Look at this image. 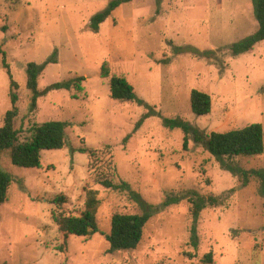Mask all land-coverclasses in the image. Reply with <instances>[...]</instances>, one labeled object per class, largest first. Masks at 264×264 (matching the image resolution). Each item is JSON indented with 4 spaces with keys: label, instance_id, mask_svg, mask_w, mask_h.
Segmentation results:
<instances>
[{
    "label": "rangeland",
    "instance_id": "1",
    "mask_svg": "<svg viewBox=\"0 0 264 264\" xmlns=\"http://www.w3.org/2000/svg\"><path fill=\"white\" fill-rule=\"evenodd\" d=\"M111 1L0 0V50L19 84L20 140L31 138L37 123L68 124L65 147L43 150L40 168L14 165L10 151L0 154L13 177L9 201L0 204V264H264L261 180L253 177L243 186L242 175L228 171L192 135L186 150L183 130L166 127L162 119L181 117L208 134L253 123L264 128V41L237 56L230 51L259 27L253 1L133 0L96 32L92 18ZM188 46L215 53L177 52ZM56 49L58 62L46 67L39 90L85 76L84 90L53 89L32 107L26 67L45 62ZM114 74L128 79L137 100L111 97ZM193 89L212 96L211 114L192 112ZM9 92L0 52V126L11 108ZM105 145L113 148L116 183L127 182L130 190L94 182L80 148ZM233 162L264 170V154ZM87 186L100 189V232L65 239L53 216H81ZM133 192L154 205L168 196L186 198L151 217L136 249L110 252L113 215L143 213ZM191 192L220 198L196 223L198 248L191 244ZM60 196L66 198L61 206L54 203ZM209 253L212 263L204 259Z\"/></svg>",
    "mask_w": 264,
    "mask_h": 264
},
{
    "label": "trees",
    "instance_id": "2",
    "mask_svg": "<svg viewBox=\"0 0 264 264\" xmlns=\"http://www.w3.org/2000/svg\"><path fill=\"white\" fill-rule=\"evenodd\" d=\"M133 0H113L108 6L97 13L92 18L91 27L98 32L103 23L113 14V12L124 3L132 2ZM162 0H157L158 5ZM254 14L258 21L259 27L253 34L233 43L230 46V51L233 56L247 53L260 42L264 41V0H252ZM193 52L195 55L211 58L214 50H199L191 46L185 49L179 48L178 53L187 51ZM3 54V65L10 77V101L11 108L6 112L4 123L0 126V154L5 151H10L12 163L14 165L25 168H40L42 166V151L62 149L66 145L67 134L66 128L68 124L63 121H47L37 123L32 127L33 135L26 141L20 140V131L15 128L16 120L20 114V97L19 84L13 78V74L6 60V54ZM58 62V50L43 63L30 62L26 67L27 88L32 92V107H36L40 96L47 94L53 89H76L78 92L84 90L82 82L85 81V76H78L75 79L64 82H57L49 86L45 91L39 90V79L46 67L51 63ZM103 77H107L106 71L102 72ZM111 97L117 101H134L137 100V95L134 86L128 81L125 76L112 75L110 79ZM191 109L197 116L209 115L212 112V96L202 90L193 89L191 92ZM156 113V112H155ZM153 113L145 114V119ZM163 124L170 128H181L185 134L184 148L187 150L189 137L192 135L197 144L204 146L228 171L235 175L241 174L243 177V186L249 184L251 178L257 177L261 180L259 191L264 194V170H246L239 167L233 162L237 157H252L264 154V128L260 123H253L244 128L233 129L226 132L214 131L206 133L195 127L191 122L181 118H164ZM141 122L137 124L140 127ZM131 136H127L124 140L128 142ZM80 152L88 154L89 168L93 175V180L96 184L105 189H128L130 185L127 182L118 184L115 181L116 166L114 163V153L111 145H105L103 148L81 147ZM13 183L12 175L4 170L0 164V204H5L9 201V191ZM193 197L190 198L192 203L191 213L194 218V224L191 228V244L198 248L199 236L197 229V221L201 212L211 206H218L220 198L211 195L209 197L202 196L198 192H191ZM133 196L143 209L142 214H123L116 213L112 217L111 232L107 235L110 242V252L118 250L136 249L140 244L144 228L152 216L160 213L163 209L179 204L183 196H168L167 199L159 205L148 203L138 193L133 192ZM66 202L65 196H60L55 199L54 203L61 206ZM102 205L100 198V189L93 186H87L85 189V209L81 216L71 215H54L59 230L63 233L65 239L70 235L80 237H92L100 232L98 222V212ZM205 261L213 262L212 253L205 255ZM7 264V263H3Z\"/></svg>",
    "mask_w": 264,
    "mask_h": 264
}]
</instances>
